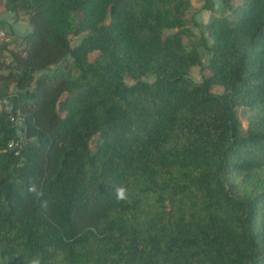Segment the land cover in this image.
I'll use <instances>...</instances> for the list:
<instances>
[{
	"label": "trees",
	"instance_id": "trees-1",
	"mask_svg": "<svg viewBox=\"0 0 264 264\" xmlns=\"http://www.w3.org/2000/svg\"><path fill=\"white\" fill-rule=\"evenodd\" d=\"M199 1L0 0V264H264V0Z\"/></svg>",
	"mask_w": 264,
	"mask_h": 264
},
{
	"label": "crops",
	"instance_id": "crops-1",
	"mask_svg": "<svg viewBox=\"0 0 264 264\" xmlns=\"http://www.w3.org/2000/svg\"><path fill=\"white\" fill-rule=\"evenodd\" d=\"M202 12L203 13L207 12L205 14L207 15L206 18L208 19L210 16V13L205 10H201V13ZM195 19L199 22H203V20H199L196 17ZM0 21L4 23L2 29L7 32L6 33L7 37L3 40L6 42L17 41L19 37H21L22 35H24L26 32L30 30V24L26 16L22 14H14L11 12H3L1 5H0ZM9 47L10 48L13 47V42H11V45ZM5 60L9 61L10 57L7 55Z\"/></svg>",
	"mask_w": 264,
	"mask_h": 264
},
{
	"label": "rangeland",
	"instance_id": "rangeland-1",
	"mask_svg": "<svg viewBox=\"0 0 264 264\" xmlns=\"http://www.w3.org/2000/svg\"><path fill=\"white\" fill-rule=\"evenodd\" d=\"M190 1H191V5H192V7H191L192 9L191 10L196 13V15L194 17H196L199 20H203V22H206L207 21V18H206L207 15L205 13H207V12H205V13L202 12L201 13V9H200L201 8L200 6L202 5V2L199 1V0H190ZM190 18H191V15H188L187 16V20H189V22L187 24L188 27H191V25H192ZM192 28H193V32L198 33V30L195 29L196 27H192ZM71 38H72V42L74 44L79 41V37L71 36ZM3 40L4 39H1L2 42H3ZM202 60H203V62H205L207 60V56L204 53H202ZM54 67L55 66H51V69L54 68ZM190 75H191V77L194 80H198L200 78V70H199V67L193 68L191 70V72H190ZM146 80L151 81L152 78L151 77H148ZM245 123L246 122L244 121V124ZM91 147L92 148L94 147V141L91 142Z\"/></svg>",
	"mask_w": 264,
	"mask_h": 264
},
{
	"label": "clouds",
	"instance_id": "clouds-1",
	"mask_svg": "<svg viewBox=\"0 0 264 264\" xmlns=\"http://www.w3.org/2000/svg\"><path fill=\"white\" fill-rule=\"evenodd\" d=\"M28 191L35 195V198L39 202V205L42 209H46L48 206L47 200H43V192L38 189L37 183L33 180L29 181ZM116 198L117 199H125L126 198V189L123 186H119L115 189Z\"/></svg>",
	"mask_w": 264,
	"mask_h": 264
},
{
	"label": "built area",
	"instance_id": "built-area-1",
	"mask_svg": "<svg viewBox=\"0 0 264 264\" xmlns=\"http://www.w3.org/2000/svg\"><path fill=\"white\" fill-rule=\"evenodd\" d=\"M7 37L6 32L3 29H0V39H5ZM4 108L7 111H11V106L7 100V98H0V109ZM16 124L18 123V118L11 117ZM7 147L9 149H17L16 153H18L19 142L16 140H11L8 142Z\"/></svg>",
	"mask_w": 264,
	"mask_h": 264
},
{
	"label": "water",
	"instance_id": "water-1",
	"mask_svg": "<svg viewBox=\"0 0 264 264\" xmlns=\"http://www.w3.org/2000/svg\"><path fill=\"white\" fill-rule=\"evenodd\" d=\"M19 132V131H18Z\"/></svg>",
	"mask_w": 264,
	"mask_h": 264
}]
</instances>
